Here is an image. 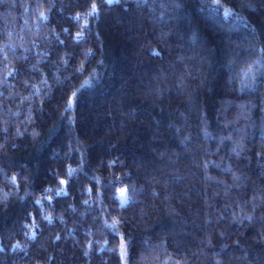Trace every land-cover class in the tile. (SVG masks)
I'll return each instance as SVG.
<instances>
[{"label": "trees", "instance_id": "1", "mask_svg": "<svg viewBox=\"0 0 264 264\" xmlns=\"http://www.w3.org/2000/svg\"><path fill=\"white\" fill-rule=\"evenodd\" d=\"M0 264H264V0H2Z\"/></svg>", "mask_w": 264, "mask_h": 264}, {"label": "snow or ice", "instance_id": "2", "mask_svg": "<svg viewBox=\"0 0 264 264\" xmlns=\"http://www.w3.org/2000/svg\"><path fill=\"white\" fill-rule=\"evenodd\" d=\"M0 2H2V0H0ZM106 2L107 3H118L119 2V0H106ZM96 12V5L95 4H93V6H92V9H91V11L89 12V15H92V14H94ZM41 16H43V14H41ZM75 19H79V16H77V17H75ZM66 31V30H65ZM79 36H80V34L78 33V36H77V38H79ZM154 55H158V53H153ZM84 70V66L82 65L80 68H78L77 69V71H79V72H82ZM88 83V81L86 80V81H84L83 82V84H87ZM83 84H82V87H83ZM79 91V89H77L76 91H74L73 93H72V97H75V95H76V93ZM72 98H69V100H68V104H67V108L68 109H70L71 108V106H72ZM70 175H71V170H70V173H69ZM61 183H64V181H61ZM119 198H120V200H121V203L123 204V203H125L126 201H127V195H126V189H121L120 191H119ZM37 203H40V201H37ZM87 203V202H86ZM126 248H127V242H122V244H121V255H122V257H126L127 256V251H126Z\"/></svg>", "mask_w": 264, "mask_h": 264}, {"label": "rangeland", "instance_id": "3", "mask_svg": "<svg viewBox=\"0 0 264 264\" xmlns=\"http://www.w3.org/2000/svg\"><path fill=\"white\" fill-rule=\"evenodd\" d=\"M121 189H126L125 184H123V183H119V184L116 186V195H117V197H118V200H119V203H120V204H122V203H121V200H120V198H119V191H120ZM126 195H127V190H126ZM127 198H128V196H127ZM123 204H124V203H123Z\"/></svg>", "mask_w": 264, "mask_h": 264}]
</instances>
